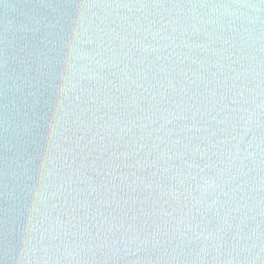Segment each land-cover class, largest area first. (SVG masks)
Wrapping results in <instances>:
<instances>
[{"label":"water","instance_id":"1","mask_svg":"<svg viewBox=\"0 0 264 264\" xmlns=\"http://www.w3.org/2000/svg\"><path fill=\"white\" fill-rule=\"evenodd\" d=\"M0 264H264V0H0Z\"/></svg>","mask_w":264,"mask_h":264}]
</instances>
